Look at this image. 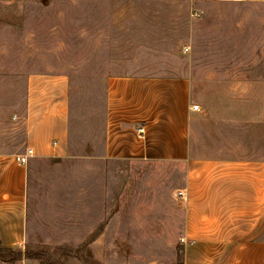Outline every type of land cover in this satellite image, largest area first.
I'll use <instances>...</instances> for the list:
<instances>
[{"label":"rangeland","instance_id":"rangeland-1","mask_svg":"<svg viewBox=\"0 0 264 264\" xmlns=\"http://www.w3.org/2000/svg\"><path fill=\"white\" fill-rule=\"evenodd\" d=\"M38 72L69 77L70 154L29 163L28 264H185L187 163L105 158L110 76L189 77L191 157L264 159V2L0 0V152Z\"/></svg>","mask_w":264,"mask_h":264},{"label":"crops","instance_id":"crops-1","mask_svg":"<svg viewBox=\"0 0 264 264\" xmlns=\"http://www.w3.org/2000/svg\"><path fill=\"white\" fill-rule=\"evenodd\" d=\"M204 1L245 0H172ZM264 2V0H247ZM191 79L115 75L107 81L104 156L187 163L185 264H264V159H196L189 149ZM144 128V133L139 131ZM24 153L0 152V244L24 249L30 212L29 163L70 154L69 77L32 73L27 81ZM29 149L28 164L17 156ZM22 258L15 264H28ZM0 264H13L0 259Z\"/></svg>","mask_w":264,"mask_h":264},{"label":"trees","instance_id":"trees-1","mask_svg":"<svg viewBox=\"0 0 264 264\" xmlns=\"http://www.w3.org/2000/svg\"><path fill=\"white\" fill-rule=\"evenodd\" d=\"M22 258H32L28 250L5 248L0 244V259L5 262H15Z\"/></svg>","mask_w":264,"mask_h":264},{"label":"built area","instance_id":"built-area-1","mask_svg":"<svg viewBox=\"0 0 264 264\" xmlns=\"http://www.w3.org/2000/svg\"><path fill=\"white\" fill-rule=\"evenodd\" d=\"M192 108H193L194 111H198V110H199V105H198V104H194ZM139 131H140L141 133H144V128H140ZM31 155H33V150H32V149H29L27 153H25V154H23V155H18V156H17V159H18V161L21 162L22 164H28V162H29V157H30ZM175 195H176V199H177L179 202H180V201L183 202V201L187 200V193H186L184 190H182V189H178ZM181 240H182L183 242H185V238H184V237H182Z\"/></svg>","mask_w":264,"mask_h":264}]
</instances>
